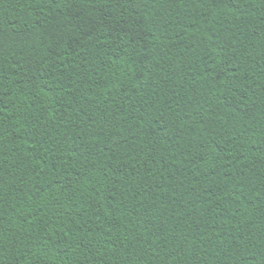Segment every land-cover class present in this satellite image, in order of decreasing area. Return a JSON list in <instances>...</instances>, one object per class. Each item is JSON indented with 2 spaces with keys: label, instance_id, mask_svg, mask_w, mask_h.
<instances>
[{
  "label": "trees",
  "instance_id": "1",
  "mask_svg": "<svg viewBox=\"0 0 264 264\" xmlns=\"http://www.w3.org/2000/svg\"><path fill=\"white\" fill-rule=\"evenodd\" d=\"M0 264H264V0H0Z\"/></svg>",
  "mask_w": 264,
  "mask_h": 264
}]
</instances>
